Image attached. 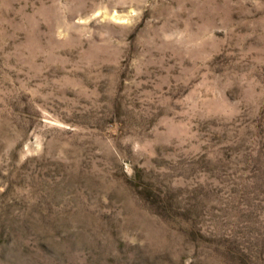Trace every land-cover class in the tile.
Returning a JSON list of instances; mask_svg holds the SVG:
<instances>
[{"label":"rangeland","instance_id":"374dc122","mask_svg":"<svg viewBox=\"0 0 264 264\" xmlns=\"http://www.w3.org/2000/svg\"><path fill=\"white\" fill-rule=\"evenodd\" d=\"M0 264H264V0H0Z\"/></svg>","mask_w":264,"mask_h":264}]
</instances>
